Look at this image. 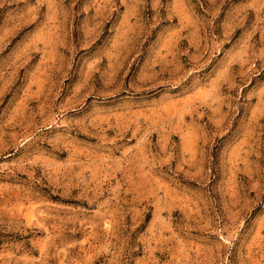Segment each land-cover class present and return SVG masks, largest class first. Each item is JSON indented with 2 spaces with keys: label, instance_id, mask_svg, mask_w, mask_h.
Listing matches in <instances>:
<instances>
[{
  "label": "rangeland",
  "instance_id": "374dc122",
  "mask_svg": "<svg viewBox=\"0 0 264 264\" xmlns=\"http://www.w3.org/2000/svg\"><path fill=\"white\" fill-rule=\"evenodd\" d=\"M0 264H264V0H0Z\"/></svg>",
  "mask_w": 264,
  "mask_h": 264
}]
</instances>
